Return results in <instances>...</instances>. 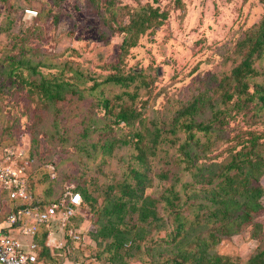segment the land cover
<instances>
[{
    "label": "rangeland",
    "instance_id": "374dc122",
    "mask_svg": "<svg viewBox=\"0 0 264 264\" xmlns=\"http://www.w3.org/2000/svg\"><path fill=\"white\" fill-rule=\"evenodd\" d=\"M143 5L164 12L166 19L160 26L147 29L135 46L122 52L120 43L124 35L117 29L118 23H126L128 15ZM101 6L102 0H0V141L5 144L2 147L22 150L32 160L27 179L34 196L52 200L66 187H83L95 200L84 202L77 218L68 223L80 235L79 241L67 240L64 230L56 232V226H51L55 246L59 244V248L52 247L49 264L106 262L104 253L101 260L96 258L102 244L97 246L92 240V232L98 228L94 225V210L101 207L107 186L133 183L131 168L146 172L149 182L143 197L157 201L158 216L164 220L166 215L159 199L165 188L174 186L181 199L191 194L190 187L185 189V195L180 190L192 177L182 169L183 163L176 162L179 156L176 147L184 135L180 130L173 135L171 128L178 120L177 110L194 97L201 99L198 109L202 113L198 119H205L211 110L225 106L228 109L227 126L214 133L207 157L202 146L189 147L191 154L197 155L195 165L224 161L228 148L248 138V131L261 134L259 143L264 144V110L252 109L253 103H247L236 111L231 109L234 98L225 105L220 98L223 88L230 86L231 91L229 72L243 54L238 42L264 16V3L116 0L110 10L113 15ZM24 10H34L35 16L24 14ZM13 60H20L21 64L10 66ZM64 62L67 65L62 68ZM252 66L263 71L264 57L255 59ZM68 68L79 69L82 79ZM132 73L139 77L127 89L101 83L108 75ZM41 77L47 80L57 77L74 84V89L82 91V98L66 94L60 101H46L36 87ZM260 80V76L253 77L248 85ZM95 82L99 88L90 90ZM98 89L112 103L129 105L139 114L138 119L130 125L106 122L109 118H104L103 110L96 106L97 99H93ZM127 93L134 97L132 103ZM87 117L92 118V130L81 136ZM102 123H109L105 133L98 130ZM153 126L159 131L154 142ZM134 133L143 135L142 161L133 145ZM118 138L128 140L129 144L119 146L113 141ZM1 145L0 142V148ZM261 146L258 151L264 154V145ZM162 173H166L165 179L159 178ZM195 176L194 180L198 175ZM259 183L264 189V175ZM194 187L192 194L201 198L203 186ZM112 191L118 196L116 188ZM197 202L192 206L189 199L179 208L188 220L187 228L179 236L174 235V224L156 227V222L136 223L135 215L126 218L128 226L135 228L127 234L124 250L112 264H174L171 259L179 260L178 253L194 252L198 238L206 237L208 232L219 234L210 223L193 221ZM260 202L262 211L255 221L262 227L255 232V238L250 237L252 228L247 226L237 234L221 238L209 249L210 254L221 258L220 264H245L257 249L264 247V193ZM136 237L140 239L130 241ZM191 262L187 258L183 264Z\"/></svg>",
    "mask_w": 264,
    "mask_h": 264
},
{
    "label": "trees",
    "instance_id": "16d2710c",
    "mask_svg": "<svg viewBox=\"0 0 264 264\" xmlns=\"http://www.w3.org/2000/svg\"><path fill=\"white\" fill-rule=\"evenodd\" d=\"M62 1V0H57ZM116 0H102V9L113 15L110 11L112 5ZM264 3V0H258ZM34 11V10H33ZM166 19L164 12H159L157 8H152L149 5L139 6L128 15V20L124 24L118 23L117 29L123 33V38L120 43V51L124 52L127 48L133 47L140 35H142L147 29L158 27ZM116 23V21H114ZM238 48L243 51L240 62L233 67L229 72V81L233 82L231 91L228 88H223L220 94L221 103L227 104L232 101L231 109L241 111L246 107L245 104L253 103V108L256 110H264V70L257 71L252 66L255 59L264 57V16L253 25L238 42ZM20 65V60H13V63L9 64ZM65 64L62 63L60 66ZM67 65V63L65 64ZM65 68V66H64ZM67 69V68H66ZM74 75L82 79L83 74L79 69L68 68ZM62 70H60L59 73ZM261 77L258 82H252V85H248V81L253 77ZM137 73L119 75L113 74L106 76L101 82L103 85L110 84L119 88L127 89L134 84L138 78ZM59 78L53 77L51 80L40 78L36 87L40 89L44 99L46 101L54 102L60 101L66 94L76 95L75 99L82 98V91L74 89V84L65 80H58ZM82 82V80H81ZM98 82H95L90 86V90L98 87ZM231 85V84H230ZM251 90V92H249ZM97 95L93 97L96 100V106L101 107L104 112V118H109L106 122H109L115 126L118 125H130L133 121L138 119L139 114L125 103H112L111 99L104 97L101 89H98ZM125 93V92H124ZM91 95V94H89ZM131 101L134 99L131 94H126ZM201 99L194 97L185 106L177 110L176 120L172 126L173 135L175 131L180 130L184 135V140L176 147L178 153L177 163H183V170L188 171L192 177V181L182 184L180 190L185 195V189L190 187V195L181 199V193L176 190L174 186L169 185L165 188L163 194L160 196L162 202V213L166 215V218L158 216L156 200L149 196L143 197L145 187L148 185V178L143 173L135 168H131L129 175L132 180V184L120 183L116 186H107L103 192V199L101 207L98 210H94L96 220L94 225L98 226L94 232H92V240L95 241L102 249L96 258L101 260V255L104 253L107 255L103 263L112 264L115 261L116 256L123 249V246L128 241L127 234L135 226H128V220L132 215L136 216V223H146L150 225L152 222H156V227H166L170 224H174V235L179 236L183 229L187 228L188 220L180 211L182 204L186 200L191 199V205H195L192 218L195 223L200 221H206L212 225L217 233L208 232L206 237H201L195 244L194 252H180L178 253V259L172 258L171 261L174 264H183V262L189 258L193 262L190 264H220L221 258L215 254H210L209 249L212 248L221 238L228 237L231 234H237L243 227H251L252 232L250 237L255 238V232L261 231V224L255 221L262 211V204L260 202L263 196L264 189L260 185V178L264 175V154L259 153V149L262 148L261 134L248 131V138L243 142H237L233 146H230L227 150V156L224 161L210 162L208 164L195 165L196 154H191L190 148L202 146V152L207 157L209 150V143L216 131L223 130L227 126L225 121V115L228 109L222 107L221 109L211 110L210 114L205 119H198L201 115V110L198 108V104ZM92 118L87 117L84 121L81 136H85L88 130L92 126ZM109 123H102L100 132L105 133L108 131ZM154 132V139L158 137L159 131L155 126L151 133ZM87 137V136H86ZM136 140L133 145L138 151V159L142 161L141 141L143 135L134 133L133 136ZM203 140V141H201ZM4 140L0 141L1 152L8 146L2 147ZM116 141L119 146L128 145V140L118 138ZM93 146L95 144H92ZM190 147V148H189ZM28 157V156H27ZM32 157V156H31ZM33 158V157H32ZM31 158V159H32ZM34 159V158H33ZM211 158H207V161H211ZM28 165L26 171V187L32 200L37 204L40 210H44L51 203L56 202L62 192L52 200L44 198H38L34 196L30 184H28ZM195 175H198L194 180ZM160 179L166 178V173H162L159 176ZM177 182V180H175ZM202 185L201 198L192 194L195 190L194 185ZM117 189V195L112 194V190ZM74 192H78L81 197V203L78 211L81 209L82 204L95 202L90 197L86 188L77 187L73 189ZM11 211L14 212L17 206L11 204ZM101 209V210H100ZM96 211V212H95ZM76 215L70 218L74 220ZM200 218V219H199ZM159 223L160 226L157 225ZM164 225V226H163ZM69 225L64 227V237L71 241L66 235V230ZM47 236V230L44 226H40L35 236V242L37 245V258L38 263H52V254L45 246V240ZM140 237L132 238L130 241L139 240ZM98 240V241H97ZM104 241V242H102ZM264 244V239H263ZM124 250V249H123ZM129 259V258H128ZM125 264V263H121ZM223 264H227L224 263ZM245 264H264V247L257 249L245 262Z\"/></svg>",
    "mask_w": 264,
    "mask_h": 264
},
{
    "label": "built area",
    "instance_id": "2783aa9c",
    "mask_svg": "<svg viewBox=\"0 0 264 264\" xmlns=\"http://www.w3.org/2000/svg\"><path fill=\"white\" fill-rule=\"evenodd\" d=\"M25 13L35 16L34 11L24 10ZM24 155L22 150L12 151L7 148L0 155V197H6L17 206L7 216L6 224L16 227L18 231L16 236L0 233V264H36L35 236L40 226L47 230L45 246L59 248V244L55 246L56 239L52 237L51 226H56L57 231L61 232L70 218L78 214L81 203L80 194L66 187L56 202L40 210L27 191L25 167L32 160ZM65 235L72 242L80 240V235L71 227L66 230Z\"/></svg>",
    "mask_w": 264,
    "mask_h": 264
},
{
    "label": "crops",
    "instance_id": "0c3cea01",
    "mask_svg": "<svg viewBox=\"0 0 264 264\" xmlns=\"http://www.w3.org/2000/svg\"><path fill=\"white\" fill-rule=\"evenodd\" d=\"M11 204L12 203L6 197H0V233H4L10 236H16L18 234L16 227H9L6 224V218L11 213V206H12ZM56 232H59V231H56ZM21 239L23 240L22 237ZM47 248L49 252L52 254V250H51L52 247H47ZM36 264H44V263L37 262Z\"/></svg>",
    "mask_w": 264,
    "mask_h": 264
}]
</instances>
